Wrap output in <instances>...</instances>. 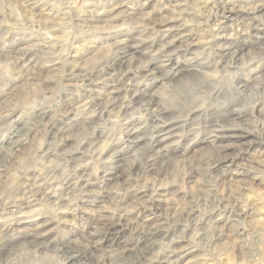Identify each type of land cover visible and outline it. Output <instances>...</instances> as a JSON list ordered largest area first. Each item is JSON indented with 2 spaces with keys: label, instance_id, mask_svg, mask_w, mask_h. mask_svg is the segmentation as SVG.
<instances>
[{
  "label": "rangeland",
  "instance_id": "rangeland-1",
  "mask_svg": "<svg viewBox=\"0 0 264 264\" xmlns=\"http://www.w3.org/2000/svg\"><path fill=\"white\" fill-rule=\"evenodd\" d=\"M136 1L139 3L145 2V0H0V154L6 156L7 162L0 166V213L7 210L10 214L5 223L1 224L2 222L0 221V227L8 229L7 231H9L12 237H25L23 235L25 228L37 229L38 232L51 239L52 243L68 239L79 241L81 237L80 227H83L85 222L80 221L78 218L79 214L84 211L79 202L81 201L79 192H76L75 196L80 199H74L73 202L65 207L68 209L67 214H63L60 211L52 212L50 210L51 205L45 202L42 203L40 201L41 198L34 195H27L30 207L25 210L29 214L25 216L19 212L20 207L23 208L21 205L24 203L21 198H17L16 194L22 195V191L25 188L23 187L24 185L31 184L37 176L40 178L39 175H41L44 167L55 168L61 174L60 177L66 176L75 179L74 182H79V176L76 174L78 173V168L80 165H87L93 170L95 175H91L92 178L86 177V179L96 182V184L101 185L100 187L103 188L104 170L115 166L117 161L115 157H110L111 151H109L108 155H101L100 157L99 148L101 149L104 145L110 148L112 145L114 148L112 151L116 155L126 156L129 160L128 163H140L138 160L134 161L133 153H139L141 146L137 144L129 145L131 142L126 138L124 121L119 115L120 107L109 106L108 108L110 104L104 103V99L107 97L104 94L106 82L99 80V86H95L81 76L83 73L74 75L71 69V67L77 66L76 71L80 68L83 69L82 67L91 70L93 69L91 67H94L93 64L96 67H102L106 64L107 59L111 60V57L115 54V57L119 55L117 51L119 48L115 46V42L117 41L115 35L108 28L111 26L113 28L122 27L124 29H131L134 21L130 20L129 15L126 14L131 12V8ZM226 1L228 0H184V4L180 7L184 10L181 14L166 10L160 12V16H164L166 19L177 17L179 21L177 22V26L181 25L178 28L179 30L176 28L170 30V35L182 31L184 35L189 36L188 38L192 37L195 39L197 36L201 37L199 38L195 56L198 53H204V55L200 59H192L189 65L199 67L207 76L214 78L223 74V69L220 66L223 63L226 65L230 57L223 59L221 62V58L216 51L217 55L208 60V63L201 64V60L207 58L205 49L208 52H211L212 49L217 50L211 43V36L216 34L218 26L210 20L209 15L212 11L216 12L214 9L218 4H224ZM241 1L244 0H238L239 3ZM25 2L29 3V6L25 5ZM151 2L156 4L157 0H152ZM31 4L34 5L31 6ZM122 4L123 8L118 9L117 5L121 6ZM158 11V9L147 10L152 19L150 21L151 24L140 30V32L143 30L140 33L142 35L141 38L151 41L150 43L152 41L156 43L160 36L157 26L153 21V19L156 21L157 17H159ZM97 15H101L100 18H104L102 20L105 21L100 22V18L95 21ZM238 25L239 22L231 21L226 26L231 30L229 33L234 34L238 29L239 31L241 29L238 28ZM170 27L168 26L167 28L171 29ZM243 42L248 47L241 57H247V54L250 52H259L264 47V37L260 36H248ZM237 43L234 45H237ZM154 48L156 49V47ZM22 49H32L33 51L30 53V56L22 57V54L18 53ZM195 56H192V58ZM178 59L177 61L175 60L177 66L174 69L170 68V63L165 62V60L163 61L165 62L162 63L164 69L170 75L164 83L160 82L151 89L160 107L174 112L179 110L178 103L181 101V96L193 88L186 78L180 79L189 65H187L183 58L180 57ZM217 61L219 66H217ZM234 70L231 69L229 71ZM106 72L107 70H104L103 75H107ZM115 73L112 72V75H115L114 79L118 80L117 73ZM136 78L143 86H146L148 89L151 88V82L147 79L140 75H137ZM101 82L105 83L102 84ZM125 97L123 94L121 99L123 98L122 100L126 102L128 100ZM236 106L237 109L248 113V121L252 119L257 121L264 120V112L262 115L254 112L253 116V112L246 110L242 103H238ZM92 113L93 115H90ZM42 115L44 116L43 119L35 125L38 117ZM101 115L103 116L101 117ZM83 118H90L88 120L89 123L86 124L87 126L84 125L85 127H81L82 125L79 124ZM61 120L63 121L61 122ZM143 121L144 118H142ZM56 123L58 126H56ZM28 126H34V129L28 131ZM246 126L249 125L245 123L240 128H244L245 130ZM82 128H86L85 132ZM224 129L227 130L228 128L225 127ZM24 130L28 135L21 136V142L16 147H9L7 143L14 136L21 135L20 132ZM248 132L250 133L249 136L254 138L256 143H260L256 133L252 131ZM181 133V131H177L176 133L168 134L164 142V146L172 149V155L177 154L175 157L177 160L181 158L179 152L187 140L186 136L181 139ZM97 136L104 138L100 140L99 145L96 144L98 140ZM249 136L245 134L230 139L226 138V136L219 137L217 143L221 146H240V143ZM54 137L59 140L53 139ZM113 137H119V139H114ZM177 141L179 142L177 143ZM91 143L95 145H91ZM261 146L264 148V144ZM234 150L236 153L239 152L238 148H233L232 151ZM258 153L256 148H251L250 151H243L244 156L239 161L240 164L246 163ZM106 157L108 158L106 159ZM136 174L131 176L132 178L130 177L128 182L139 180V176L141 177V175L139 172ZM223 177L225 178L224 185L230 182H235L236 184L248 182L253 183V187L256 189L255 192L246 191L245 194L249 203L257 204L259 211L253 214L251 208L244 210L241 220L245 227L241 231L248 232L253 229L261 230L264 228V207H260L258 204V201H264V188L259 186V181L253 182L250 175L243 173L236 174L233 169H227ZM147 180L150 182L149 186L153 195L148 193L147 197L142 198L140 201L131 200L132 202L123 204V201L120 199H123L124 193L121 194L113 191V189L119 186H124L123 181L114 184L113 186L115 187L109 186L106 189L107 199L104 203L98 200L99 196H93L92 199L93 201H99V205L105 206L107 204L106 206H109L111 204L109 201L112 197V200H118L125 208L127 207L128 211L131 209L129 212L132 215L130 214V216L135 218L138 215L139 208L136 209V205L141 204L142 201L149 203L150 198L157 195V185H155L156 187L153 186L154 181L151 177H148ZM139 186L135 184L131 188L132 190L130 189L131 192L136 190L135 193H142L143 190ZM174 186L178 189V194L175 196L176 199L173 197L171 202L173 200L174 202L176 201L175 205L181 206L182 210L185 207L184 205H189L188 202L193 201L194 196L208 197L212 195L207 187L200 185L199 176L193 179L191 174L184 178L182 184L175 183ZM52 192L59 197L62 195V192L55 188L50 189V193ZM222 192L224 195L229 194L224 189H222ZM204 203L205 201L201 199V205ZM12 211L14 212L12 213ZM194 214L193 218L180 221L175 227L174 224L169 222V219L162 218L163 222L160 220L159 223L158 216L160 214L151 212L147 220L152 227L158 229V233L162 232L160 233L161 238H158L152 252L144 258L138 259V261H129V264H142L145 260H147L148 264H202L200 260L195 259V257L202 255V252L199 249L192 251L189 247L190 238L195 234L196 229L201 227L196 224V220L200 215L199 211H195ZM217 215H219L218 210L213 213V216ZM65 219L69 223L64 224ZM160 224L163 226H159ZM219 224L221 227H224L223 221H220ZM249 225L252 226L251 229H249ZM148 231V229L137 231L127 229L123 235H118L116 238L112 236L113 238L108 240V244L104 242L103 247L106 249L103 247L97 248V250L102 251H98L97 255L102 257L103 254L104 256L105 250L111 253L125 247L133 248L141 238L148 236L146 233L150 235V231ZM225 232L227 236L222 243L225 245L235 244L236 246L232 251L226 252L223 255L219 264H242L238 246L240 237L237 240L236 238L232 239V232L227 228H225ZM95 235L96 237H104L101 233H96ZM213 243L215 244L216 241L214 240ZM17 250L20 253L29 254L35 251L38 256H52L56 262L65 261V264H78L77 262L72 263L70 259H65V256L63 257L52 249H43L37 252L35 249L31 250L21 245Z\"/></svg>",
  "mask_w": 264,
  "mask_h": 264
},
{
  "label": "bare ground",
  "instance_id": "bare-ground-1",
  "mask_svg": "<svg viewBox=\"0 0 264 264\" xmlns=\"http://www.w3.org/2000/svg\"><path fill=\"white\" fill-rule=\"evenodd\" d=\"M151 1L152 0H145V2L143 3L142 2L139 3L137 1L134 2L131 8V12L126 14L129 15L130 20L134 21V23L132 24L133 27H131V29H124L122 27L113 28L111 26L108 28L111 31H113V34L115 35V39L117 40L115 42V46L116 48H119L117 50L119 54L118 56L115 57L116 55L115 54L113 57H111L112 59L109 58L111 60L107 59L106 64L102 67H96V65L93 64L94 67H91L93 68L91 70H88L86 67H82L83 69L80 68L78 71H76L77 66H73L71 67V69L74 75H79V73H83V75L81 76H83L87 81H89V83L95 86L99 84V80H103L106 82V85L104 86L106 89L105 92L104 91L103 92L107 97L104 99L105 100L104 103L110 104L108 105V108L109 106L120 107L119 115L122 117L124 121V125H125L124 130L126 133V138L128 141L131 142L129 145L137 144L138 146H141L139 153L141 152L146 153L148 156H151L152 159L147 162L145 168L141 166V162L139 164H136L134 162L128 163L129 160L126 156L124 157V155L123 156L118 154L116 155L115 152L112 151L114 149L112 145L110 146V148L104 145V147H102L101 149L99 148L98 152L100 155L99 154L98 155L100 157L101 155L106 156L108 155L109 151H111L110 157H115L117 163L112 168H108L107 170L106 169L104 170L103 188L100 187L101 185L96 184V182H91L86 179V177L88 178L91 177V175H95L93 170L87 165H80L78 168L77 171L78 173L76 174L79 176L80 179L79 182H74L75 179L68 178L66 176L60 177L61 174L55 168L49 166L44 167L42 169L41 175H39L40 178L37 176L35 178V181H33L31 184L24 185L23 187L25 188L22 191V195H20L19 193L16 194L17 198H21V200L24 203L23 205H21L23 206V208L20 207L19 212L25 216L29 214V212L25 210L30 207L27 201V195L28 196L34 195L38 198H41L40 201H42V203L45 202L46 204L51 205L52 207L59 206L65 208L67 205L73 202L74 199H80L78 197L76 198L75 196V193L79 192V194L81 195V201L79 202L82 205V208H84V211L79 214L80 216H78V218L80 221L85 222V225L83 227H80L81 237L79 241H81L84 237H87L89 241L88 251L82 252L80 255H75L72 249L70 248V245L74 240L68 239L66 241L61 240L56 243H52L51 239H48L46 235L38 232L37 229H33V228L24 229L23 235L25 237L14 238L9 234V231H7L8 229L2 226L0 227V234L6 235L7 239H5L2 244H0V250H3L5 246L14 247L18 249L21 245H24L26 248H30L31 250L35 249L37 252L43 249H52L53 251L62 255L63 257L64 256L67 257L71 255L70 260H72V263L77 262L78 264H86L88 255L91 254L92 252L97 253L99 251L97 250L98 247H103V245L113 237L116 238V236L118 235L120 236L125 234V230L127 229L133 230V225L140 224L143 225L142 230L148 229L150 231V235L146 233L149 237L147 236L146 238H141V240H139L134 245L133 248L125 247L116 250L117 253H122L123 257L126 258L128 261L133 262V260L138 261V259H142L145 256H147L150 252H152L154 245L156 244L158 238L161 236L160 233L162 232L158 233L157 232L158 229L152 227L149 221L147 220L151 212H156L157 214H160L158 216L159 223L160 220L163 222L162 218L169 219V214L173 218V220H179V221L188 220V219L190 220V218L193 215H195L194 214L195 211H192L189 205H184L185 207L182 210L180 208L181 206L179 207L178 204L175 205L176 201L174 202L173 200V202H171L173 197L175 198V196H177L176 194H178L177 193L178 189L174 186L175 183H172V180L174 179V177L170 175V172L172 171V167L165 163L168 156H173L172 149H170L167 146H164L165 144L164 142L168 134L176 133L177 131L185 132L187 130V125H185L184 121L179 119L181 110L183 108V105L191 102L193 98L199 96L201 93L198 89H195L194 87L191 89V95H189V91L185 92L180 98L181 101L178 103L179 110L177 112H174L166 108H161L159 102L157 101L154 93H152L151 89L160 82L164 83L166 78H168L170 75L169 72L165 71L164 65L162 63L168 62L170 63L169 65L170 68L174 69L177 66L175 60L176 61L179 60L178 58L180 57L183 58V60H185L187 65H189L192 62V56L196 55L195 51L197 50L199 38L201 37L197 36V38L195 39L192 37L188 38L189 36L184 35V32L182 31L175 32L174 34L170 35L171 33L170 30L174 28L179 30L178 28L181 27V25L177 26V22H179L177 17H173V19L172 18L166 19L164 16L163 17L160 16V12L163 10L171 11L172 13L181 14L184 10L181 9L180 7L184 4V0H157L158 3V4L156 3L157 5L153 4ZM236 2H238V0H228L224 4L220 3L214 9L216 12L212 11V13L209 15L210 20L215 25L218 26L216 34L211 36L212 38L211 43L214 46V48L215 47L217 48L216 51L219 57L221 58L220 59L221 62L223 59H227L228 57L231 58L234 55L235 62L239 63L241 55L248 47V45L243 42L244 39L247 38L248 36L264 37V26L251 27L250 29H248L249 22H252L253 24H257V25L260 23L259 21L254 20V17L258 15V13L247 12L243 10H234L233 4ZM243 2L244 1H241L240 3ZM252 2L259 3L260 0H252ZM26 4L28 5L29 3L25 2V5ZM33 5L34 4H31V6ZM122 6L123 4L121 6L117 5L118 9L123 8ZM148 9L159 10L157 12L159 17H157L156 21L155 19H153L154 23L157 26L158 33L160 34L159 39L156 43H154L155 41H152V43H150L151 41H146L142 39L141 38L142 35L140 34L143 31L142 30L140 32L141 28L150 26L151 24L150 21H152V19L149 16L150 14L147 13ZM100 17L101 15H97L95 17V21H97ZM100 19H101L100 22L105 21L102 20L104 18H100ZM231 21L239 22L238 28H241L240 31L238 29V31L234 34L229 33L231 30H229L226 25ZM168 26H171L170 27L171 29L167 28ZM235 42L236 43L238 42L237 45H234L236 44ZM154 47H156V49ZM21 51H18V53H21L22 57H24V56H30L31 55L30 53L33 50L30 49V50H24L23 52ZM164 60L165 62H163ZM212 63L215 64L216 62H212ZM217 66H219V63ZM225 66L226 65L223 63L221 64L220 68L224 70ZM251 67L253 69H256L255 72L251 73L252 79H255L256 76L264 75V65L258 66L257 64H252ZM104 70H107L106 72L107 75L105 74L103 75ZM112 72L117 73L118 80L114 79L115 75H112ZM137 75H140L143 78L147 79L149 82H151V88L148 89L146 86H143L142 83H140L137 80L136 78ZM209 78L214 79V77H209ZM236 79H237V83L240 85H247L249 83L248 80L242 79L241 77H237ZM105 82L103 83L101 82V83L104 84ZM210 87H211L210 84L204 85L205 90H209ZM193 91L195 92L192 93ZM123 94L126 96L125 98H127L128 101L125 102V100H122L124 97L121 99ZM221 99L222 100L224 99L223 95L221 96ZM236 107H237L236 104H232V105L226 104L225 108L221 109L220 112L218 113H214L211 110L208 112V116L206 120L207 123L212 124L216 119H219L220 122L224 124L225 127L228 128L227 130L224 129V131L220 135V138L226 136V138L230 139V138H237L245 134L247 136L250 135V133L248 131H245L244 128L243 129L240 128L242 127V124H245V122L248 121L249 115L245 111H241ZM261 107H262L261 105H257L255 109V112L260 115L263 114V112L261 111ZM110 109L112 108L110 107ZM200 111H204V109H200L197 112H192L191 116L189 117V120L199 116ZM93 113L90 115H93ZM175 114L177 115L175 116ZM102 116L103 115H101V117ZM43 117H44L43 115L39 116L37 121L35 122V125L38 124L39 121L43 119ZM142 118H144L143 122H142ZM89 119L90 118H83L79 122V124L82 125L81 127H85L84 125L89 123L88 121ZM63 120H61V122ZM233 122L241 126L229 127L228 125ZM34 126L31 127L28 126L29 127L28 131L33 130ZM56 126H58V124ZM76 128H78V126H76ZM82 129H84L85 132L86 128H82ZM24 131L20 132L21 135L14 136V138L10 140V142H8L7 145L11 148H14L17 145H19L21 142L20 137L24 135H28L26 134L27 132ZM102 138L103 137L101 136L98 137V140L96 142L97 145H99V143L101 142L100 140H102ZM53 139L59 140L55 137ZM91 145H95V144L91 143ZM261 145L263 144L256 143L254 138H251V136H249L246 137V139L242 143H240V146H233V145L222 146L223 154L228 155L229 157H235V159L233 160L230 158L228 160L221 161V163L217 165L215 169L212 170L213 175L219 177V183L221 184L224 183L225 178L223 177V174L226 172L227 169L234 170L236 166L240 164L239 161H241L244 156L243 151H240L241 148H243L244 151H248V150L250 151L251 148H256V151H258L259 153H264V148ZM232 147L238 148L239 151V152L237 151L238 154L235 152V150L232 151L233 150ZM165 153H167V155H165ZM176 155L174 156L176 157ZM107 158L108 157H106V159ZM5 162H6V156L0 154V166H2ZM137 172H139L141 175V177L139 176V180L134 179L135 180L134 182L133 181L128 182L129 181L128 179L131 176H133L134 174L137 175L136 174ZM143 172H145V174H143ZM148 177H151L152 180L154 181L153 186L157 185L158 187L156 188L157 195L156 197L150 198L151 200L149 201V203L147 201H142L140 205H144L146 203L147 207L144 206H140L139 208L136 207V209L138 208V215L135 218L131 217L130 216L131 213L128 211V209H126L127 207L125 208V206H123V204L125 205L128 202L130 203L131 200L140 201L142 198L147 197L148 193L152 194L151 187L149 186L150 182H148L147 180ZM122 181L124 182V185L129 183L134 186L135 184L140 185L141 187L140 186L139 187L143 190V192L140 190L142 193H135L136 190L134 192H131L132 189L128 190L126 193H124L123 199H120L121 201H123V204L118 200H112V197L111 200L109 201V203H111L109 206H106L107 204L105 206L99 205L98 204L99 201L98 202L93 201L92 199L93 196L96 197L99 196L98 200H100L101 202L103 201L104 203L105 200L107 199L106 189H108L109 186H113L114 184L120 183ZM52 188H55L56 190H60L62 192V195L59 197L57 194H53V192L50 193V189L52 190ZM104 190L106 191L104 192ZM191 202L188 203L190 204ZM117 207L119 209L127 211V215L122 216L120 215V213H116ZM13 212L14 211H12V213ZM60 212L63 214L68 213V211H60ZM114 213L119 218V223H117L115 220L106 219V217H110ZM9 215L10 214L9 212H7V210H4L2 213H0V221L2 222L1 224L5 223ZM102 217H104V219H102ZM67 223H69V221L65 219L64 224ZM177 223H172V224H174L176 227ZM125 225L128 226L126 227ZM161 225L162 224H160L159 226ZM97 228L106 229L104 232H101V234H103L104 237L101 236L96 237V235L93 234ZM105 236H107L108 239L105 238ZM237 238L239 237H236V240ZM103 248L106 249L105 247ZM104 253H105L104 256L103 254L102 257L100 256L101 257L100 264H112L113 257L111 255L106 254L108 253V251L106 250L104 251ZM138 253L140 255L139 258L137 259ZM21 263L24 264L23 261H21L20 264ZM46 264H58V262L54 261L52 257V259L47 261Z\"/></svg>",
  "mask_w": 264,
  "mask_h": 264
},
{
  "label": "clouds",
  "instance_id": "clouds-1",
  "mask_svg": "<svg viewBox=\"0 0 264 264\" xmlns=\"http://www.w3.org/2000/svg\"><path fill=\"white\" fill-rule=\"evenodd\" d=\"M233 9L258 13L254 17V20L260 23L257 25L249 22L248 29L264 26V11H262L264 10V0H260L259 3H253L252 0H244L243 3L236 2L233 4ZM205 52H207V58L201 60V64L208 63V60L217 55L215 49H212L211 52L205 49ZM203 55L204 53H198L192 59H200ZM252 64H257L258 66L264 65V47L259 52L248 53L247 57H240L239 63L235 62L233 55L226 62L223 74L214 79H210L206 73H203L199 67L194 65H190L185 70L183 77L180 78H186L201 94L193 98L191 102L183 105L179 116V119L187 125V130L181 133V139L187 136V140L179 152L181 159L177 160L174 155L168 156L165 163L172 166V171L170 172V175L174 177L172 183L182 184L184 178L191 174L193 179L199 176L200 185L207 187L212 193L208 197L194 196L193 201L189 204L192 211H199L200 215L196 220V224L201 226L196 229L195 234L190 238L189 247L192 251L199 249L202 252V255L195 257L202 264H213V262L219 264L223 255L226 252L232 251L236 246L235 244L225 245L222 243L227 236L225 228L232 232V239L240 237L238 246L242 264H264V228L261 230L253 229L248 232L241 231L245 227L241 220L244 210L251 208L253 214L259 211L257 204L249 203L245 194L246 191L255 192L256 189L253 187V183L248 182L242 184L230 182L224 185L219 183V177L213 175L212 170L221 161L230 158L234 160L235 157L223 154V147L217 143L225 125L219 119H216L212 124L206 122L210 110L218 113L221 109L225 108L226 104L242 103L246 110L253 112V116L257 105H261V111L264 112V75L256 76L255 79H252L251 73L256 71V69L251 67ZM229 69L235 70L229 71ZM237 77L246 79L249 83L247 85H240L237 83ZM205 84L211 85L209 90L204 89ZM188 91L189 95H191V89ZM222 95L224 97L223 100L221 99ZM200 109H204V111H200L199 116L189 120L192 112H197ZM245 123L249 125L245 127V130L256 133L259 142L264 144V127H262L264 126V120L257 121L252 119ZM228 126L240 127L241 125L233 122ZM114 139H119V137H115ZM240 151H244V149L241 148ZM151 159V156L143 152L134 154V161L139 160L141 166L145 168L147 162ZM233 171L236 174L243 173L250 175L253 182L259 181V186L264 188V153H258L246 163L237 165ZM218 184L219 186H217ZM133 186L129 183L119 186L113 189V191L122 194L126 193ZM222 189L227 190L229 194L224 195ZM201 199L205 201L203 205H201ZM258 204L260 207H264V201H258ZM140 206L147 207V204L136 205V207ZM50 210L52 212H59L67 211L68 209L53 206ZM217 210L219 211V215L213 216V213ZM116 213H120L122 216L127 215V211L118 207L116 208ZM106 219L115 220L119 223V218L115 213L110 217H106ZM220 221H223L224 227L220 226ZM169 222L177 223L180 221L173 220L169 215ZM125 226L127 227L128 225ZM248 227L251 229L252 226L249 225ZM142 229L143 225H133V230ZM105 230V228H97L93 234L101 233ZM5 239H7V236L0 234V244ZM214 240L216 241L215 244L213 243ZM88 244L87 237H84L81 241H73L70 248L75 255H80L82 252L88 251ZM106 254L113 257L112 264H129V261L123 257L122 253L111 252ZM139 255L138 253L137 259ZM50 259L52 257L48 255L38 256L35 251L30 254L20 253L14 247L5 246L3 250H0V264H20L21 261L24 264H46ZM65 259H71V255ZM100 259L101 257L96 252H92L88 255L86 264H100ZM58 264H65V261H59ZM142 264H148L147 260L143 261Z\"/></svg>",
  "mask_w": 264,
  "mask_h": 264
}]
</instances>
